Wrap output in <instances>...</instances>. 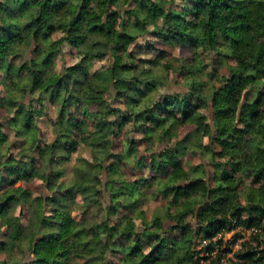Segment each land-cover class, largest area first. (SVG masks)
I'll list each match as a JSON object with an SVG mask.
<instances>
[{
  "label": "trees",
  "instance_id": "trees-1",
  "mask_svg": "<svg viewBox=\"0 0 264 264\" xmlns=\"http://www.w3.org/2000/svg\"><path fill=\"white\" fill-rule=\"evenodd\" d=\"M139 38L193 47V70L176 69L186 91H160L163 53L148 59ZM64 45L81 56L56 73ZM202 53L231 59L228 74L206 72ZM99 60L108 63L95 70ZM0 85V264H224L229 254L225 264H264V0H0ZM49 108L55 139L44 143ZM189 124L220 150L178 139ZM80 146L89 158L66 182ZM198 150L212 183L183 166ZM33 179L47 195L15 187ZM156 197L165 205L148 219Z\"/></svg>",
  "mask_w": 264,
  "mask_h": 264
},
{
  "label": "rangeland",
  "instance_id": "rangeland-1",
  "mask_svg": "<svg viewBox=\"0 0 264 264\" xmlns=\"http://www.w3.org/2000/svg\"><path fill=\"white\" fill-rule=\"evenodd\" d=\"M149 29H151V27ZM139 39H142L141 43L145 47L146 53H143V55L147 57L148 59L157 60L155 59L156 55H158V53H163L162 57H159L158 59L160 65L156 69V73L160 75L162 79L166 82L165 85L162 86L160 91L169 92V93L186 91V87H185L186 81L183 76L185 72H178L179 70L178 68L182 66V69L187 72L189 70H193V66H194L193 65V55H194L193 47H190L189 45H186V44L185 45L163 44L159 40L155 42L156 39H153V38L150 39V43L147 42L143 38H139ZM149 45H151L150 49L148 48ZM80 56H81V53L79 50L72 48L69 45H64L61 51V55L55 58L54 71L58 73L61 69L62 64L71 65L74 62H76L80 58ZM201 59L203 63L206 65L205 71L210 72L211 70L215 69V73L219 77L226 76L228 74L227 67L230 65H233V61L231 59L228 58L225 60H221V57L215 53H202ZM107 63H108L107 60L95 61L93 67L95 70H98L102 66L106 65ZM167 66H169L168 69H167ZM176 69H178L177 72H176ZM200 80L203 81V83H207L210 85V81L207 79V77L201 76ZM213 84L218 85L219 87L221 86V84L217 81H214ZM3 93H4L3 87L2 85H0V94L3 95ZM35 105L38 107V105L40 104H38V102H35ZM48 113H49V116L48 115L44 116L42 120L39 122V126L41 128L40 136L44 143H51L55 139V135L53 133V123L51 120V118L54 116L53 109L49 108ZM209 122H211V119L209 120ZM128 131H129L128 126L122 127L121 136L116 141V145H115L116 151L122 150V145H123L122 140L125 139L127 136H130V133H128ZM131 136L136 139H140L138 149L139 151H141L143 155L146 156L148 154L144 150L146 143H144V141L141 140V135L139 133L138 134L132 133ZM210 136H211L210 131L208 132L207 131H204V132L197 131L195 126L192 124L183 126L178 133V139H183L184 137H188L189 144L192 146H194L196 141H199L203 146H208L209 149H213V151H215L216 153L220 149L215 144H212L211 146L209 145ZM156 143L154 144L153 148L157 146ZM81 156L84 158H89L88 149H86L83 146H80L77 152L71 153L69 157V161L66 164H64V167L66 168V174H65L64 180L66 182H68L70 178L72 177V175H74L75 170L73 168V164L76 163ZM210 158L211 157L208 154L202 157L200 150H198L197 154L195 153L193 154L192 152L189 151L184 156L181 157L183 166L185 169H188L189 167L194 166V165H200L201 168H203L207 172L206 180L208 181V183H212L211 173H212L213 167L210 164V160H211ZM213 159L214 161L218 162L223 159V156L214 155ZM43 168L44 166L41 165L40 169H43ZM125 170H126V174L129 177H132V173L130 169L125 168ZM139 173L140 172H137V174ZM145 175L146 176L150 175L148 170H145ZM247 185H248V181L244 180L242 183V186L240 185L239 188L246 187ZM17 186H22L25 189H28L29 191H31L33 197L48 194L47 189L43 185L42 181L39 179H33L32 181H29V182L18 181L15 183V187ZM149 193H152V189L149 190ZM164 205H165V201L163 199L157 198V197L155 199L151 198L148 202H146V205H145L147 218L150 219L152 215H154V213L161 212V208H163ZM12 210H13L14 215H17L20 217L22 225L26 227L28 225V220H29V212L27 211V204H24L21 200H16L15 202L12 203ZM2 230L5 231V228L3 227L1 231ZM242 236L244 237V239L246 238L250 239L251 237V235H248V233L246 232H242ZM224 238L230 239L231 234L226 235ZM262 239L264 240V237H262ZM238 243L239 241L237 242L236 246L233 247L234 251H236L239 248ZM211 254H212V257L215 256L214 252H212ZM233 256H234L233 254H229L225 259V263H228L227 261L228 259L232 260ZM0 259H5V254L3 253L0 254ZM116 261H117V257L112 256L110 263H116Z\"/></svg>",
  "mask_w": 264,
  "mask_h": 264
},
{
  "label": "built area",
  "instance_id": "built-area-1",
  "mask_svg": "<svg viewBox=\"0 0 264 264\" xmlns=\"http://www.w3.org/2000/svg\"><path fill=\"white\" fill-rule=\"evenodd\" d=\"M239 229H240V228H239ZM242 231L248 233V235H251V234H254L255 232H257V229L254 228V227H251V228H249V229H245V230L242 229ZM229 234H231V233H225L224 237H225L226 235H229ZM221 235H222V233L219 234V236H221ZM246 240H248V238H246Z\"/></svg>",
  "mask_w": 264,
  "mask_h": 264
}]
</instances>
